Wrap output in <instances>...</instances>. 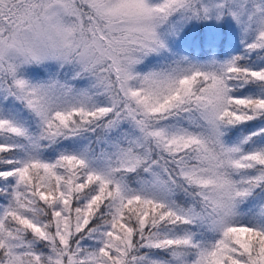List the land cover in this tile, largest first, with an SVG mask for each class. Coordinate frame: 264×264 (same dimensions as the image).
I'll list each match as a JSON object with an SVG mask.
<instances>
[{
  "label": "snow or ice",
  "instance_id": "snow-or-ice-1",
  "mask_svg": "<svg viewBox=\"0 0 264 264\" xmlns=\"http://www.w3.org/2000/svg\"><path fill=\"white\" fill-rule=\"evenodd\" d=\"M0 264H264V0H0Z\"/></svg>",
  "mask_w": 264,
  "mask_h": 264
}]
</instances>
